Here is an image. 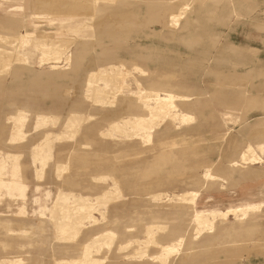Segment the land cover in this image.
<instances>
[{
  "label": "rangeland",
  "instance_id": "rangeland-1",
  "mask_svg": "<svg viewBox=\"0 0 264 264\" xmlns=\"http://www.w3.org/2000/svg\"><path fill=\"white\" fill-rule=\"evenodd\" d=\"M167 1L118 0L114 9L101 10L92 19L89 14L51 12L36 0H30L28 11L21 12L22 0H0V26L9 27V19L20 20L15 27L24 36L25 46L30 47L31 37L43 35L73 41L69 77L51 76L49 66L54 65L49 59L42 56L46 61L41 60L45 66L40 68L38 55L30 58L21 49L18 52L28 58L27 68L8 72L0 67L4 73L0 75V260L20 257L26 264H54L78 257L76 249L52 241L45 222V207L60 183L58 174L47 166L57 164L64 192L77 183L76 193H88L92 180L101 177L117 180L123 193L105 211L113 226L122 221L137 223L134 237L139 238L141 222L156 220L167 227L163 239L184 238L185 251L194 245L188 258L180 261L175 256L169 264H264V205L243 221L240 214L218 220L212 235L203 234L193 242L188 212L173 208L172 201L156 209L157 203L149 198L151 192H197L199 211L264 202V132L257 133L264 128V0L192 4L185 17L169 27L164 16ZM111 65L129 71L130 91L123 96L111 93L112 108L119 103L115 110L111 108L114 112L104 114L86 99L82 84L89 78L90 73L85 77L88 70ZM159 89L189 98L178 107L193 120L178 125L166 119L149 139L105 132L109 123L138 111L130 95ZM249 99L255 103L247 107ZM18 108L31 111L21 117L20 128L6 121ZM68 110L95 120L82 122L71 140L55 139L47 161L34 160L32 149L41 143L43 132L64 131L67 117L62 121L56 116L37 117L38 111L62 118ZM78 135L77 143L59 148V143L75 141ZM24 139L22 147L17 142ZM247 144L261 161L231 169L230 161H236ZM16 167L18 171L10 176ZM206 169L216 178L199 182ZM162 209L168 211L156 217L155 212ZM48 222L54 234L56 222ZM104 264L130 263L112 254Z\"/></svg>",
  "mask_w": 264,
  "mask_h": 264
},
{
  "label": "bare ground",
  "instance_id": "bare-ground-1",
  "mask_svg": "<svg viewBox=\"0 0 264 264\" xmlns=\"http://www.w3.org/2000/svg\"><path fill=\"white\" fill-rule=\"evenodd\" d=\"M213 0H168V9L165 11L164 16L166 18V26H175L185 16V12L192 4L203 3ZM43 5L49 4L50 0H39ZM118 0H62L61 4L66 5L68 12H74L76 10L83 12L82 14H89V18H95L96 8L100 5L113 6L116 5ZM60 4L55 2L54 7ZM178 10V12H177ZM166 28V27H165ZM16 40V42H15ZM22 38L16 37L10 40L4 36H0V67H4V71L9 70L13 62L21 63L25 61L17 52L16 49L23 44ZM73 43L72 40L66 39L61 36L47 37L46 39H36L35 46L40 49L42 56L49 59L52 62V69L64 68L66 65L70 66V59L68 56L69 48ZM10 48V50H9ZM43 59V58H42ZM44 60V59H43ZM55 60H62L61 62H53ZM46 61V60H44ZM63 64L62 67H57L59 64ZM2 65V66H1ZM3 71V70H2ZM127 75L128 72L125 68H115L110 66L108 69H98L90 72L89 78L84 82L86 90L95 93V98L104 99L108 97L107 90L105 88L115 85L120 75ZM106 87H102L101 85ZM144 100L148 103L145 106V114L139 115V117L129 120H121L119 123H114L106 128L105 132L110 133L115 131L117 134H121L126 128L133 130L130 133L132 138H140L141 134L150 135V133L162 124L165 119H171L177 122L178 125L191 122L193 118L179 110L176 102L189 101V98L185 96H176L172 93L165 91H147L142 92ZM241 97V96H240ZM240 100V98H239ZM254 99H249L248 104H254ZM78 119H82L79 121ZM86 119L83 115H72L68 118V122L64 127L60 137L73 138L77 133V129L80 124ZM79 121V122H78ZM261 161L259 156L255 155L253 147L248 146L240 153L239 161L231 162V169L242 168L243 164L246 166H253ZM207 169L202 177L205 181L214 178V175ZM196 192H185L178 196L171 197H157V206L162 207L166 202H174V207L182 208L186 206L187 209L193 210L192 212V241L200 240L203 234L212 233L216 220H227V216L240 214L243 219L248 213L258 211L264 205L263 203H246L240 207H229L223 211L217 210H203L199 211L195 208ZM164 199V200H162ZM104 200L102 198H95L93 201L88 199H78L75 197L66 198L64 201H58L52 210V219L58 221V234L61 238L71 243L75 242L76 238L82 233L83 230L88 228H94L105 220V209L100 207ZM95 216H98L96 218ZM242 223V222H241ZM135 228H128L129 232H133ZM143 240L134 237L130 233L131 238L127 242L119 244L121 250L132 249L134 255L131 258H137V256L143 259L144 257L150 258L155 264H169L172 261L171 257L179 256L184 247V238L178 237L177 240L158 243L155 239V235L158 231H161L157 225H146L144 227ZM143 232V231H142ZM92 242H84L80 249V256L78 259H70L62 261L61 264H103L106 259V253L116 242L115 233L106 226L93 237L90 238ZM156 248L157 252L153 255H143L147 253L149 249ZM143 255V256H142ZM15 264V263H11Z\"/></svg>",
  "mask_w": 264,
  "mask_h": 264
},
{
  "label": "crops",
  "instance_id": "crops-1",
  "mask_svg": "<svg viewBox=\"0 0 264 264\" xmlns=\"http://www.w3.org/2000/svg\"><path fill=\"white\" fill-rule=\"evenodd\" d=\"M29 1L30 0H22V6L20 7L21 9V12H25V11H28L29 9ZM57 1L58 4H60L59 6H56L54 7L55 5V2ZM62 0H50L49 4H46V5H43L39 2V0H36V3H38L40 6H42L44 9L46 10H49L51 12H54V13H60V14H63V15H76V14H82L83 12L81 11H74V12H68V9L66 5H63L61 4ZM205 3V2H203ZM116 7V5H113V6H104V5H100L99 7L96 8V11L94 13L95 17L97 15L98 12H100L101 10H110V9H114ZM82 15H85V14H82ZM86 16V15H85ZM88 17V16H87ZM12 19V18H11ZM93 19V18H92ZM9 22H10V26L9 27H3V26H0V30H2L4 32V34H0V36H4V37H12V38H16V37H19V38H22V40H24V36L19 34L18 33V26H19V22L20 20H10L9 19ZM18 25L15 27V25ZM47 37L46 36H39V37H31L28 41V45L30 47H27L25 46V40L23 41V44L21 47H18L16 49V52L25 60L21 63H17V64H12V66L9 68L8 72H10L11 68H14L15 70L17 69H25L27 68V65L29 64L28 63V58L25 57V56H22L18 51H20L21 49V52H25L29 55V57L31 58L33 55L36 54V56L38 55V60H39V67L40 68H43L45 65H42L41 64V60H42V55L40 53V51L35 47V41L36 39H46ZM73 46L71 45V47L69 48V51H68V56H69V59H70V66L68 68H57V69H52L50 68L49 66V69H50V72H51V76H57V74H61L63 75V77H69L68 74L72 71V50ZM44 61V60H43ZM112 66V65H111ZM90 67V66H88ZM110 67V66H109ZM108 67V68H109ZM112 67H115V68H118L116 66H112ZM108 68H102V67H98L96 69H90L86 72V75L85 77L87 76L88 73L92 72V71H95V70H98V69H108ZM7 72V73H8ZM128 74L127 75H120L118 77V81L115 83V85L111 86V87H107L105 88L108 92V94H111V93H114V94H117V95H120V96H123L124 93H126L127 90L130 91V86H129V83H128V76H129V71L127 70ZM1 74H4V73H0ZM85 77L83 78L85 80ZM84 83V82H83ZM102 87H106L105 85H101ZM137 87L140 86V83L139 84H136ZM82 87L83 89L86 91L87 95H86V99H89V101L92 103L91 105L94 106L95 108H100L102 113L104 114H109L111 112H114L113 110H111L112 106H113V102L108 99V97H105L104 99H97L95 98V93H92L91 91H88L86 90V88L84 87V84H82ZM113 88L117 89V91H113ZM123 89H126V90H123ZM123 90V92H122ZM160 91H165V90H161L159 89ZM159 90H152V91H159ZM142 92H147L146 90H143V91H139L138 93H136L135 95L133 96H129V100H135L133 104V109L135 110H138L136 113L134 112V114L132 115V117L126 119V118H120L119 121H114V122H111L109 123L108 127L114 123H119L121 120H129V119H132V118H136V117H139V115H144L145 114V106L148 104L144 98L141 96V93ZM149 92V91H148ZM167 92V91H165ZM170 93V92H169ZM119 96V97H120ZM118 97V98H119ZM263 97V96H262ZM263 101H264V98H262ZM260 98V97H259ZM120 99V98H119ZM118 99V101H119ZM190 100V99H189ZM182 102V101H181ZM118 103L117 102V106H118ZM177 106L179 105L178 102H176ZM14 105V102H11V106ZM126 105V103H122V106ZM245 105L247 106L248 103L245 102ZM117 106L115 108H117ZM121 106V108H122ZM139 107V109H138ZM249 107V105L247 106ZM115 108H112L115 110ZM179 108V107H178ZM123 109V108H122ZM18 111H22V112H18ZM18 112V113H17ZM28 112H31L29 111V109L27 108H18V110L15 111V115H11L6 121L8 120H11V121H14V126L16 128H20L22 126V123L24 122L23 121V118L21 119V117L23 115L26 114L27 116V113ZM25 113V114H24ZM185 113V112H183ZM82 115L81 113H76L75 111L73 110H68L64 115L63 117L61 118V116H58V115H52V114H45L44 112L42 111H38L37 113V117L38 115H42V116H56L57 118H59L61 121L62 119L67 116L65 118L66 122H64V124L62 125L63 127H65L66 123L68 122V118L71 117L72 115ZM86 119L88 120H95V117H90V116H84ZM97 120V119H96ZM166 120V119H165ZM171 120V119H170ZM173 121V120H171ZM175 122V121H173ZM175 124H177V122H175ZM11 125V124H10ZM161 125V124H160ZM158 128V127H157ZM35 129V128H34ZM156 129V128H155ZM154 129V130H155ZM106 130V129H105ZM154 130L150 133V135H146V134H141L142 137L140 138H136V139H143V138H146V139H149V137L151 136V134H153ZM82 131V130H81ZM81 131L79 132V135L81 134ZM63 132V131H62ZM62 132H59V134L57 133H48V132H43L42 134V138H41V143L39 144V146L37 147H34L32 150H33V159L34 160H37L39 162H45L48 160V157L50 156V152L51 150L53 149V145H54V141H56L55 139H59ZM133 132V130H130V129H126V130H123L122 133H125L127 134L128 136H130V133ZM261 132H264V128H261V129H258L257 130V133H261ZM99 133V132H98ZM110 133H113L114 135H116L117 137H120V135L122 134H117L115 131H112ZM19 134V133H18ZM79 135L74 139L75 141H68V142H62V143H59L60 144V147L61 149H66V148H69L70 145L72 143H77L79 140ZM75 137V136H74ZM101 138V137H100ZM68 140H71L72 138H66ZM103 139V138H102ZM106 140H116V139H106ZM11 142V141H10ZM25 142L26 140L24 139L22 142H17V143H21L22 147L25 146ZM14 143V142H13ZM58 144V143H57ZM248 146H251L250 144H247ZM247 145L242 148V150H244ZM81 147H84V145H82ZM252 147V146H251ZM242 150L240 151V153L242 152ZM240 153H239V157L237 158L236 161H239V158H240ZM15 161V159H13ZM32 161V160H31ZM231 162H235V161H230ZM47 167H50L52 168V171H55L57 174H58V181H60V183L58 184V187H59V191H61V187L63 186L62 183H65L64 181H61V179L59 180V171H57V164H53V165H48ZM245 167V166H243ZM248 167V166H247ZM250 167V166H249ZM248 167V168H249ZM239 169V168H238ZM247 169V168H246ZM207 170V169H206ZM18 171L17 167L15 169H11L10 170V176H14L16 174V172ZM20 172L22 173L23 170L20 169ZM35 172H36V169H35ZM204 173V172H203ZM202 173V174H203ZM202 174L199 176V182H202V181H205L204 178L202 177ZM217 175H214V177L216 178ZM92 180V179H91ZM93 180H96L98 181L99 183L97 182H93ZM92 180V187H90L88 193H76L75 192V189L77 188V183L74 184V186L70 187L68 191L64 192L63 190L61 192H57L56 194L53 195V197L50 199V202H48L49 204L47 205V207H45V210H47V215H46V219H45V222H47V224L49 225V230L52 234V241L55 242L59 247H64V248H74L76 249V251H78V257L80 256V249H81V246L84 242H92L91 241V237H93L95 234H97L98 232H100L103 228H102V224L97 226V227H94V228H88L87 230H83L82 233L76 238L75 242L71 243L70 241H66L64 240L63 238L60 237V235L58 234V221L56 219H52V210L53 208L55 207V205L57 204L58 201H64L66 198H71V197H75V198H78V199H88V200H91L93 201L95 198H102L104 200L103 203H101L100 207H104L105 211H107L110 206H113L115 205L118 201H119V198H120V195L123 193V190L118 188V182L116 179H114V177H111V176H108L107 178H97V179H93ZM107 180H109L110 182L107 183ZM201 180V181H200ZM198 181V180H197ZM62 185V186H61ZM223 189V188H222ZM221 189V190H222ZM185 192H190V191H182L178 194H167L165 192H151V194L149 195V198L152 199V200H155V202L157 203L158 202V199H156L157 197H171V196H178V195H181L182 193H185ZM197 196H198V193L196 192ZM197 196H196V201H195V207L197 205ZM164 200V199H162ZM43 203V202H42ZM53 203V204H52ZM44 204H47V203H43ZM52 205V206H51ZM157 206V205H156ZM177 207V206H176ZM176 207H173V208H176ZM156 209H161L160 207L157 206ZM172 209V208H171ZM208 210V209H207ZM212 210V209H210ZM224 210V209H223ZM158 211V210H156ZM165 211H168V210H161V211H158V212H155L156 214V217H159V216H162L163 213H165ZM179 211L183 212L185 211V213L188 212L189 214V218L191 220V223H192V212L193 210H189L187 209L186 206H182V208H179ZM219 211V210H217ZM160 212V213H159ZM249 214V213H248ZM248 214L245 216V218H247ZM107 214H105V220L106 222H108V224L110 225H107L110 230L115 233V237H116V242L115 244L111 247V249L106 253V259L104 260V263L107 262V259L110 255L112 254H115L117 256V259L120 260L121 262L125 261L127 263H130V264H145V263H148V261L151 263H154L150 258L148 257H144L143 259H141V257L137 256V258H131V256L134 255V250L132 249H123L121 250L120 247H119V244H122L123 242H127L130 235V233H134L133 236H135V230L133 232H129L128 231V228H136L137 227V223H134V225H129L127 223H125V221L122 223H117V225H114L113 226V223H111L109 220H107L106 218ZM96 218H98V216H95ZM48 218V219H47ZM154 218V217H153ZM152 218V219H153ZM49 221H53V222H56V226L54 228V234H53V226L50 224ZM219 220V219H218ZM216 220V222L218 221ZM136 222L138 220H135ZM133 221V222H135ZM140 221V220H139ZM215 222V223H216ZM141 223H144L142 224L143 225V229L146 225H157L159 228H161V231H158L155 235V239H157L158 243H163V242H168V241H172V240H166V239H163L165 238V236L167 235L168 233V230H167V227L166 225H162L160 222L156 221V220H143V222ZM141 223L138 224V227L141 226ZM106 225H104L105 227ZM115 226H118V229L115 228ZM215 230V224H214V228H213V231L212 233H209L207 235H212L213 232ZM19 232L21 231H25L27 232V230H18ZM137 231V230H136ZM143 232H141V236L138 238V239H141L143 240V234H144V230H142ZM11 230L8 228L7 229V234H10ZM177 240V238L175 239ZM174 241V240H173ZM198 241V240H196ZM195 242V241H194ZM192 246L194 245H190L186 248V251L184 249L185 247V242H184V247H183V250L181 252V254L178 256V259L180 261H183L184 258H188L190 253L193 251L192 250ZM153 250L152 253H150L151 251ZM157 252V249L156 248H151L149 249V251L147 253H143V255H153V254H156ZM142 255V256H143ZM144 255V256H145ZM78 257L76 258H73L72 260L74 259H78ZM172 258V261H174V257H171ZM62 261H65L64 259L62 260H59V261H54V264H61ZM11 263H15V264H26L24 263V259H20V257H11V258H2V260H0V264H11ZM103 263V264H104ZM155 264V263H154Z\"/></svg>",
  "mask_w": 264,
  "mask_h": 264
}]
</instances>
